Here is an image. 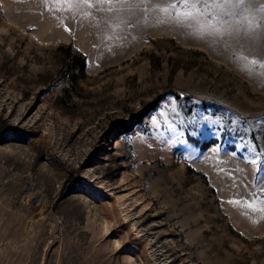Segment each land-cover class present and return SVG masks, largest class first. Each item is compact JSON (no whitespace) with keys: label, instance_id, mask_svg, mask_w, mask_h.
I'll list each match as a JSON object with an SVG mask.
<instances>
[{"label":"rangeland","instance_id":"obj_1","mask_svg":"<svg viewBox=\"0 0 264 264\" xmlns=\"http://www.w3.org/2000/svg\"><path fill=\"white\" fill-rule=\"evenodd\" d=\"M221 27L0 0V264H264V30Z\"/></svg>","mask_w":264,"mask_h":264},{"label":"snow or ice","instance_id":"obj_2","mask_svg":"<svg viewBox=\"0 0 264 264\" xmlns=\"http://www.w3.org/2000/svg\"><path fill=\"white\" fill-rule=\"evenodd\" d=\"M54 2L83 5L95 11L125 12L131 15L139 12L145 18L159 13L166 20L182 27H193L202 18H214L222 27L211 31L197 29L192 33L201 39L207 36L213 37L214 40L232 36L237 31L233 28V23L238 17L248 22L249 30H264V0H54ZM240 59L245 61L243 65L245 70L252 72L259 68L260 75L264 76V59H250L244 53L240 54ZM208 127L205 125V128ZM252 162L256 163L255 160ZM255 180L261 191H264V177L257 175Z\"/></svg>","mask_w":264,"mask_h":264},{"label":"trees","instance_id":"obj_3","mask_svg":"<svg viewBox=\"0 0 264 264\" xmlns=\"http://www.w3.org/2000/svg\"><path fill=\"white\" fill-rule=\"evenodd\" d=\"M60 48L65 49L68 52L67 61L65 63V66L69 67V70H75L78 69L82 74L84 73L86 69V57L85 55L79 51V50H71L70 44H61L59 46ZM71 52V53H69ZM72 75V73H71ZM69 83H73L72 77L69 79ZM157 104V99L154 101L148 103L143 108L140 109L137 113V119L134 122V124L141 122L142 118L151 110L153 109ZM122 129L128 128V125H122Z\"/></svg>","mask_w":264,"mask_h":264}]
</instances>
